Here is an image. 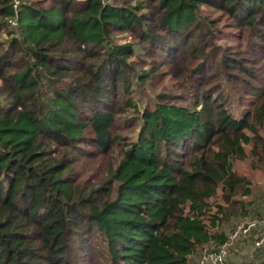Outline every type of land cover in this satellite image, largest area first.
Listing matches in <instances>:
<instances>
[{"label": "trees", "instance_id": "obj_1", "mask_svg": "<svg viewBox=\"0 0 264 264\" xmlns=\"http://www.w3.org/2000/svg\"><path fill=\"white\" fill-rule=\"evenodd\" d=\"M18 1L0 0V264H196L264 220L235 169L264 175V0ZM226 87L254 100L241 119ZM260 236L240 239L255 262Z\"/></svg>", "mask_w": 264, "mask_h": 264}, {"label": "rangeland", "instance_id": "obj_2", "mask_svg": "<svg viewBox=\"0 0 264 264\" xmlns=\"http://www.w3.org/2000/svg\"><path fill=\"white\" fill-rule=\"evenodd\" d=\"M0 41L5 42V38L0 37ZM147 94H150L147 92ZM224 94L226 96V106L230 112V114L236 118L241 119L247 112L251 111L253 107V99H245L243 101H240L231 90H229L227 87L224 90ZM151 95V94H150ZM152 96V95H151ZM235 169L243 174L246 175L252 180L255 178V182H257V185L264 186V175L256 177L254 171L250 168L249 164L244 162H238L235 165ZM229 235L232 233L233 228L227 229ZM251 243H254V239L251 240ZM253 251L249 248V246L245 247L241 244V240L236 243L234 248L230 250V253L228 254V258L226 261V264H233L235 262V259L239 263L248 264L253 263L255 261L251 260ZM199 256L196 259V264H198Z\"/></svg>", "mask_w": 264, "mask_h": 264}, {"label": "built area", "instance_id": "obj_3", "mask_svg": "<svg viewBox=\"0 0 264 264\" xmlns=\"http://www.w3.org/2000/svg\"><path fill=\"white\" fill-rule=\"evenodd\" d=\"M14 1V8L18 7L19 1ZM16 21H12L15 25ZM261 230L260 239L255 241V246L257 248L264 244V220L253 219V220H243L239 222L237 227L229 235V239L223 245L219 246L216 243L212 245H207L202 249L198 264H226L228 254L230 250L236 245L240 239L246 238L255 230ZM243 264V263H237ZM248 264H264V262H255Z\"/></svg>", "mask_w": 264, "mask_h": 264}, {"label": "crops", "instance_id": "obj_4", "mask_svg": "<svg viewBox=\"0 0 264 264\" xmlns=\"http://www.w3.org/2000/svg\"><path fill=\"white\" fill-rule=\"evenodd\" d=\"M237 263H239V262L235 259V262L233 264H237Z\"/></svg>", "mask_w": 264, "mask_h": 264}]
</instances>
